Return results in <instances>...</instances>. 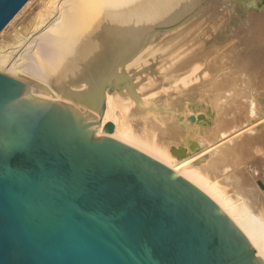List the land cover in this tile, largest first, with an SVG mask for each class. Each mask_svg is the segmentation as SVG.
<instances>
[{"label":"bare ground","instance_id":"6f19581e","mask_svg":"<svg viewBox=\"0 0 264 264\" xmlns=\"http://www.w3.org/2000/svg\"><path fill=\"white\" fill-rule=\"evenodd\" d=\"M258 5L27 0L0 31V73L92 117L95 137L114 138L195 186L264 262V158L245 135L264 122ZM147 89L171 93L152 105L142 99Z\"/></svg>","mask_w":264,"mask_h":264},{"label":"water","instance_id":"95a60500","mask_svg":"<svg viewBox=\"0 0 264 264\" xmlns=\"http://www.w3.org/2000/svg\"><path fill=\"white\" fill-rule=\"evenodd\" d=\"M27 0H0V31ZM0 73V264H264L157 160Z\"/></svg>","mask_w":264,"mask_h":264},{"label":"rangeland","instance_id":"374dc122","mask_svg":"<svg viewBox=\"0 0 264 264\" xmlns=\"http://www.w3.org/2000/svg\"><path fill=\"white\" fill-rule=\"evenodd\" d=\"M259 2V5L257 6V10H261L263 13H264V0H258ZM230 68V66H226V68L224 70L228 71V69ZM228 74L230 75V78L232 79V76L231 75H234V74H231L230 70L228 72ZM249 84L248 85H252L253 83V79H251L250 81H248ZM263 86H264V80L262 81L261 83ZM153 89H147L145 90L144 92H149ZM166 93H171V91L169 90H165ZM237 94L236 96L237 97H241V95H244L245 92H243V89H238L237 90ZM164 93L163 91L161 92H152V93H148L147 96H143L142 99H146V100H150L152 101V105L156 104V102L158 103V99H160V96L162 94H166ZM170 100H176V97H171ZM236 99H233L232 96H228V101H227V105L230 109L232 110H236V106L234 104ZM264 111V110H263ZM245 135L248 137L247 139H249L256 147H260L259 149L261 150V154L262 156H260L262 159L264 158V122H262L260 125L258 126H254V127H251L250 129H248L246 132H245ZM264 162V160H263ZM263 162H262V165H263ZM264 168V167H263ZM258 180V181H257ZM260 178H256L255 179V182H259Z\"/></svg>","mask_w":264,"mask_h":264}]
</instances>
